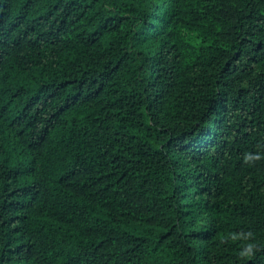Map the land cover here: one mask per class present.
Segmentation results:
<instances>
[{"label":"trees","instance_id":"trees-1","mask_svg":"<svg viewBox=\"0 0 264 264\" xmlns=\"http://www.w3.org/2000/svg\"><path fill=\"white\" fill-rule=\"evenodd\" d=\"M0 264H264V0H0Z\"/></svg>","mask_w":264,"mask_h":264},{"label":"clouds","instance_id":"clouds-1","mask_svg":"<svg viewBox=\"0 0 264 264\" xmlns=\"http://www.w3.org/2000/svg\"><path fill=\"white\" fill-rule=\"evenodd\" d=\"M247 236H251L252 233L248 232L246 233ZM230 238L232 240H235L237 238V234L233 233L230 234ZM257 245L255 244L254 241H249L244 247L243 249L240 251L239 255L242 257H250L253 254V249L256 248Z\"/></svg>","mask_w":264,"mask_h":264}]
</instances>
